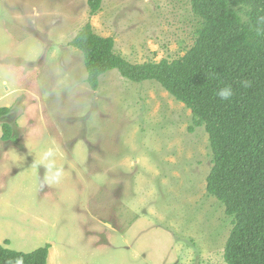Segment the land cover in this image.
<instances>
[{"label": "rangeland", "instance_id": "obj_1", "mask_svg": "<svg viewBox=\"0 0 264 264\" xmlns=\"http://www.w3.org/2000/svg\"><path fill=\"white\" fill-rule=\"evenodd\" d=\"M88 23L134 64L183 57L200 26L191 0L95 15L89 0H0V244L49 245L50 264H227L208 133L155 81L112 70L92 89L72 45Z\"/></svg>", "mask_w": 264, "mask_h": 264}, {"label": "trees", "instance_id": "obj_2", "mask_svg": "<svg viewBox=\"0 0 264 264\" xmlns=\"http://www.w3.org/2000/svg\"><path fill=\"white\" fill-rule=\"evenodd\" d=\"M102 0H89L97 14ZM199 19L193 47L179 59L134 64L115 51V40L88 23L72 45L84 56L88 83L117 70L134 83L155 81L193 115L190 132L205 128L213 167L207 191L233 218L224 251L227 264H264V0H191ZM231 88L223 100L218 92ZM10 112L0 109V118ZM5 125L4 138L11 136ZM9 245V242H6ZM50 246L31 253L0 244V264H50Z\"/></svg>", "mask_w": 264, "mask_h": 264}, {"label": "clouds", "instance_id": "obj_3", "mask_svg": "<svg viewBox=\"0 0 264 264\" xmlns=\"http://www.w3.org/2000/svg\"><path fill=\"white\" fill-rule=\"evenodd\" d=\"M218 96L223 100H229L232 96L231 88H224L221 89L218 93ZM15 264H22V258H17Z\"/></svg>", "mask_w": 264, "mask_h": 264}]
</instances>
